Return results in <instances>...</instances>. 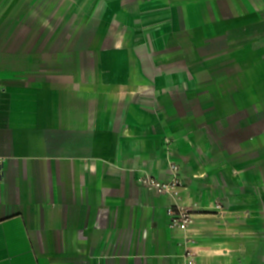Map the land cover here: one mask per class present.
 Here are the masks:
<instances>
[{"label":"crops","instance_id":"1","mask_svg":"<svg viewBox=\"0 0 264 264\" xmlns=\"http://www.w3.org/2000/svg\"><path fill=\"white\" fill-rule=\"evenodd\" d=\"M264 264V0H0V264Z\"/></svg>","mask_w":264,"mask_h":264},{"label":"built area","instance_id":"2","mask_svg":"<svg viewBox=\"0 0 264 264\" xmlns=\"http://www.w3.org/2000/svg\"><path fill=\"white\" fill-rule=\"evenodd\" d=\"M169 170L170 177L168 180H160L155 176L146 174L140 178V183L142 186H144L143 188L148 191H154L158 194L166 195L169 197L171 201V205H169L168 207L170 227L182 231L186 235V258L188 261L185 264H196L195 248L197 245V241L194 237L193 214L186 206L179 203L181 199V192L184 188L181 168L179 167L178 163L170 160Z\"/></svg>","mask_w":264,"mask_h":264}]
</instances>
